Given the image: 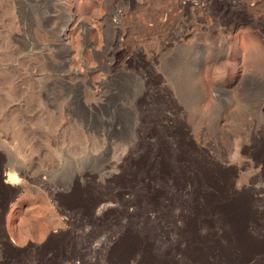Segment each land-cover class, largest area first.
Masks as SVG:
<instances>
[{"label": "rangeland", "instance_id": "374dc122", "mask_svg": "<svg viewBox=\"0 0 264 264\" xmlns=\"http://www.w3.org/2000/svg\"><path fill=\"white\" fill-rule=\"evenodd\" d=\"M0 264H264V0H0Z\"/></svg>", "mask_w": 264, "mask_h": 264}, {"label": "bare ground", "instance_id": "6f19581e", "mask_svg": "<svg viewBox=\"0 0 264 264\" xmlns=\"http://www.w3.org/2000/svg\"><path fill=\"white\" fill-rule=\"evenodd\" d=\"M67 19H68V18H67ZM68 20H69V19H68ZM66 21H67V20H66ZM65 25H66V22L62 24L61 29H62V27L64 28ZM59 45L62 46V42H60Z\"/></svg>", "mask_w": 264, "mask_h": 264}, {"label": "crops", "instance_id": "0c3cea01", "mask_svg": "<svg viewBox=\"0 0 264 264\" xmlns=\"http://www.w3.org/2000/svg\"><path fill=\"white\" fill-rule=\"evenodd\" d=\"M13 247H14V249H16V250H19V248H18V247L14 246V245H13Z\"/></svg>", "mask_w": 264, "mask_h": 264}]
</instances>
